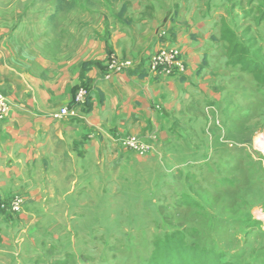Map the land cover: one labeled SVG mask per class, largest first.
I'll return each instance as SVG.
<instances>
[{
    "label": "rangeland",
    "instance_id": "374dc122",
    "mask_svg": "<svg viewBox=\"0 0 264 264\" xmlns=\"http://www.w3.org/2000/svg\"><path fill=\"white\" fill-rule=\"evenodd\" d=\"M156 1V20L187 7L205 40L200 75L210 97L203 100L204 118L193 139L187 143L176 125L177 154L162 160L153 152L135 155L119 142L128 157L152 158L141 164L148 174L128 163L95 171L88 178L89 191L82 193L90 199L72 209L80 212L74 223L27 222L30 202L20 193V213L0 209V250L8 256L1 264H264V162L253 151L264 136V0ZM119 2L0 0V18L18 29L26 21L32 24L35 45L44 36L51 51L52 42L61 39L60 24H72L71 11H108ZM58 11L64 16L57 18ZM162 32L163 37L170 33L161 30L159 38ZM20 34L21 39L28 35ZM160 39L159 48L169 43L186 61L183 46ZM203 96L196 93L194 99ZM152 133L137 135L149 140ZM61 213L56 210L51 217L62 219Z\"/></svg>",
    "mask_w": 264,
    "mask_h": 264
},
{
    "label": "crops",
    "instance_id": "0c3cea01",
    "mask_svg": "<svg viewBox=\"0 0 264 264\" xmlns=\"http://www.w3.org/2000/svg\"><path fill=\"white\" fill-rule=\"evenodd\" d=\"M156 2L120 0L118 8L114 4L108 11L104 7L74 9L72 24H60L61 39L48 40L51 51L44 36L37 37L44 40L35 45L32 24L26 21L21 25L28 34L21 39L20 25L0 18V90L10 104L0 125L2 209L8 208L5 204L12 195L24 193L31 209L27 222L45 219L53 224L74 223L80 212L72 209L90 199L82 193L89 191L88 178L95 171L108 172L115 164L128 163L144 176L148 174L141 164L152 158L128 157L120 139L156 131L154 155L159 160L177 152L176 125L182 128L185 141L191 142L204 118L203 100L210 97L200 75L205 40L199 36L200 28L194 26L197 18L186 14L187 7L176 10L172 18L156 20ZM13 10L19 12L17 7ZM60 16L64 15L58 11L57 18ZM159 21L165 23L159 25ZM161 30H169L166 38L186 51L187 73L180 78L156 77L142 69L144 60L160 46L157 34ZM110 55L133 59L139 65L133 74H110L106 78L104 66ZM78 84L90 88L87 112L75 119L53 120V113L70 103ZM202 92L205 96L201 100L194 99ZM219 131L218 138L224 144V126ZM77 184L78 191L74 188ZM59 209L64 218H52ZM3 252L0 250V264L2 258L8 260Z\"/></svg>",
    "mask_w": 264,
    "mask_h": 264
},
{
    "label": "built area",
    "instance_id": "2783aa9c",
    "mask_svg": "<svg viewBox=\"0 0 264 264\" xmlns=\"http://www.w3.org/2000/svg\"><path fill=\"white\" fill-rule=\"evenodd\" d=\"M164 32L159 36L165 39ZM138 63L132 59L119 58L115 55H110L104 66L105 77L108 78L110 74L129 73L136 70ZM142 69L147 73L155 75L156 77H176L184 76L187 65L181 58V52L177 48L165 43V46L160 47L156 52L146 59L141 65ZM178 76V77H177ZM90 97V88L88 85L79 84L73 90L72 99L66 106L61 107L57 112L53 113L52 117L55 121H62L63 119L79 118L85 113L87 101ZM10 108L9 101L0 91V125L5 120ZM158 108V106H157ZM147 139L136 135L130 134L120 139V144L124 149L134 152L135 155L140 157L146 154L154 153V143L157 141V136L152 133L146 136ZM254 152L259 156L260 160L264 162V136L254 143ZM24 201L19 194L13 195L8 200V209L13 214H18L22 211Z\"/></svg>",
    "mask_w": 264,
    "mask_h": 264
},
{
    "label": "trees",
    "instance_id": "16d2710c",
    "mask_svg": "<svg viewBox=\"0 0 264 264\" xmlns=\"http://www.w3.org/2000/svg\"><path fill=\"white\" fill-rule=\"evenodd\" d=\"M202 63H204V61H202ZM257 66L259 67V64H257ZM134 73V71H131V72H129V74H133ZM139 76H142V75H139ZM89 100V99H88ZM87 103H88V101H87ZM86 110V112H87V109H85ZM5 205H7V207H8V202L5 204ZM0 209H2L1 208V206H0ZM6 209V208H5ZM5 209H2L3 211L5 210ZM8 209V208H7Z\"/></svg>",
    "mask_w": 264,
    "mask_h": 264
}]
</instances>
